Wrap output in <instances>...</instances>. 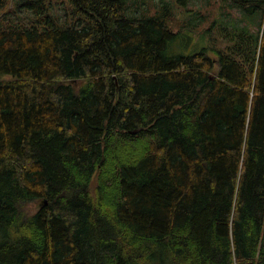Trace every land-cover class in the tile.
I'll return each instance as SVG.
<instances>
[{
	"label": "trees",
	"instance_id": "1",
	"mask_svg": "<svg viewBox=\"0 0 264 264\" xmlns=\"http://www.w3.org/2000/svg\"><path fill=\"white\" fill-rule=\"evenodd\" d=\"M124 1L0 0V264H264V0L191 54Z\"/></svg>",
	"mask_w": 264,
	"mask_h": 264
},
{
	"label": "rangeland",
	"instance_id": "2",
	"mask_svg": "<svg viewBox=\"0 0 264 264\" xmlns=\"http://www.w3.org/2000/svg\"><path fill=\"white\" fill-rule=\"evenodd\" d=\"M24 1L32 0H11V10H15V5H21ZM49 6V15L56 20L59 25L77 23L72 14L71 6L67 0H47ZM127 15H139L146 11L147 7L152 5L149 9L152 14L154 10L159 8H166V22L173 32L178 34L180 45L174 47L176 53L191 54L205 45H209L211 38H203L199 36L201 30L208 28L211 20H215V24L223 26L235 24L237 26L245 25L242 19V13L228 4V9L223 8L218 0H188L186 5L179 4L176 0H125L124 1ZM227 12V13H225ZM17 14L21 22L28 23L31 15L24 10H18ZM13 19V16L10 17ZM255 19V30L260 23L259 15L251 18V22L246 24L251 25ZM199 30L198 33H191L192 30ZM215 38V36H212Z\"/></svg>",
	"mask_w": 264,
	"mask_h": 264
}]
</instances>
